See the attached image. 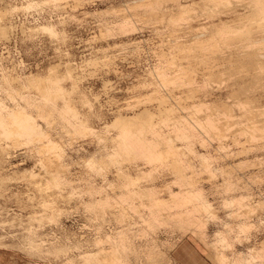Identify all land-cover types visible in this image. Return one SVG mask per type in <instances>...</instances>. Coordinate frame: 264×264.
I'll return each instance as SVG.
<instances>
[{
  "label": "rangeland",
  "instance_id": "1",
  "mask_svg": "<svg viewBox=\"0 0 264 264\" xmlns=\"http://www.w3.org/2000/svg\"><path fill=\"white\" fill-rule=\"evenodd\" d=\"M29 1L33 0H0V26L7 30L5 34L0 33V79L1 71L20 77L34 73L41 76H46L49 72L56 73L62 78V85L70 90L71 100L76 109L81 111L80 115L88 118L86 119L89 126L100 131H105L102 126L110 124L118 115L129 116L144 108L148 109L152 115L149 119H147L149 116H146L143 120L156 121L159 116H163L167 118L166 122L184 113L183 109L187 111L191 105H195L194 102L198 104L202 101L203 104H207L208 107L203 108L206 111L202 109L200 112L219 111L223 118H219L217 114L221 121L218 130L222 128L220 134L223 135L222 139L219 137L217 141L222 143L219 141L217 143L214 138L209 151L215 155L214 166L220 168L222 173L209 175L201 170L198 161L194 160L193 168H198V173L193 174V177L190 176L195 179L189 178L193 184L196 183L194 185L202 187L205 195L212 202L217 216L229 221L232 228L231 234L239 237L232 248L227 249L225 253L231 256L237 252H246L249 248L262 249V256L253 259L251 264H264V63L260 65L263 66L262 68H256V64L250 66V64L240 63L247 68L244 71L243 65H239L238 62L233 64V60L219 58L220 53L213 54L214 51L207 54L202 50L203 48L199 47V49L198 45L195 48L197 51L192 47L188 49L190 51L194 49L192 53L198 54L194 53L193 56H191L192 53L189 55L187 49L184 51V48H181L180 51L175 46L185 44V48H188L187 46L192 45V42L198 43L196 39L201 37L200 30L207 24L209 26L211 21H217L216 17L211 19L206 17V14L204 16L205 11L203 10L206 4L202 3V0H197V3L200 1L198 4L195 0L193 7L185 13L176 9L175 3L158 4L153 3L152 0L151 3H147L149 0H34L39 3L28 6L26 4ZM240 1L242 2L239 0L237 4L239 8ZM199 4L205 7H200ZM155 5H162V10H156V13ZM162 11L164 14H161ZM223 14L221 15L223 19H230L227 14ZM179 15L183 17L179 24H171L173 21L170 23L169 20ZM123 20H130L131 28H133L122 30L120 24ZM41 24H52L57 32L56 35L41 30L39 28ZM201 25H204L202 29H200ZM198 27V31H192ZM187 30L197 35L196 39L195 35L193 34L192 37ZM201 32L204 35L205 31ZM204 37L205 35L201 38ZM171 51H173L172 55L176 53L175 60L174 56L171 57ZM198 51L206 54L205 56L202 54L205 57L204 60L209 55L211 59L212 57L214 59L216 55L219 59L216 58L218 61L207 60V65L210 62L211 64L206 66L202 63L205 61H202V55H199ZM171 59L176 62L167 63L168 60L171 62ZM197 60H201L199 61L201 63ZM224 61H229L231 64ZM212 62H214L213 65ZM161 63L163 67H168L167 76L173 75L177 71L173 68H177L178 65L185 70L187 76L182 70L183 80L168 82L164 87H160L158 81L160 86L158 84L157 86L158 73L156 72L160 69L158 66ZM51 66L53 68L49 70ZM253 66L256 71L262 69L259 75L257 71L258 77L252 71V69L255 70ZM192 68L191 74L193 75L189 76L190 79L186 81V77L191 75L189 70ZM207 69L214 70L210 72ZM246 72L250 73V76L252 73L253 76L246 75ZM193 77L196 87L192 82V88L188 82L191 84ZM203 80H207L206 87L202 86ZM185 81L187 87L200 89H197L199 93L194 89L195 97L190 96L192 93L190 88L184 87ZM243 85H247L245 89L248 87L249 89H242ZM38 89L33 84L27 88L33 96H37ZM205 89L209 91L206 95L203 91ZM239 90H243L242 93L245 96L242 97ZM188 91L189 94H187ZM245 97L249 98V105H253V108L251 105L250 108L254 109V111L249 110V114L246 112V117L241 115L243 114L239 112L241 109H236L235 105L232 110L230 109L234 100L246 99ZM85 98L87 101L83 100ZM57 101L60 102V99ZM227 103L230 105L225 106L229 108L226 112L223 105ZM187 105H189L188 109ZM256 107L259 109L258 113ZM220 109L225 110V116L222 115L224 111L222 113ZM230 110L233 114H230ZM227 115L230 117L229 120ZM37 120L45 127L41 119L37 118ZM223 121H229L225 122V126L230 128L224 127L223 129ZM256 122L258 123L255 126L257 128L253 129L255 135L251 137L248 133L251 128L247 130L246 127L250 126L245 124L253 123L254 125ZM161 128L164 131H171L167 126ZM49 131L53 140L59 144L60 157L56 153L57 156L55 155L54 158L56 151H49V148L43 146L41 148L44 149H39L24 144H17L13 147L8 142L2 144L9 148L6 147L7 150L0 159V162L3 161L0 163V264H83L78 255L81 248L93 251L99 249L98 262H103L105 261L104 256L109 257L106 252L111 245L105 235L112 236L114 240L117 230L120 229H123L122 231L130 237L132 250L128 252V259L131 264H178L172 256V249L183 236L194 239L198 248L197 252L200 254L198 256L201 259L207 264H216V248L212 246L211 241L214 231L221 229L219 220L209 221L205 216L202 217L201 229L203 231L199 232L203 234L202 239L197 232L178 226L174 221L149 226L140 220L137 210L133 209L126 211L119 225V221L113 217L111 211L117 208L113 205L118 204L115 200L123 191L118 185L123 178L118 176L115 166L112 165L109 169L107 168L106 177L92 174L93 172H89L85 166L84 159L91 153H97V150L101 148L94 135L91 132L89 135L87 131L68 134L67 131L56 126L50 127ZM106 133L112 135L114 129L110 128ZM176 144L182 149L181 143ZM220 144L225 149L221 148ZM222 150H225V154ZM46 156L49 158L51 156L55 162L51 160L52 163L48 165L47 160L43 159V157L46 159ZM56 157L61 159L60 161L58 158V163H64L67 170L62 168L65 170L62 172L71 180V183L66 186L59 187V191L57 186L55 190L53 186L46 189V185L43 184L49 178L48 168L62 167H55L57 166ZM130 160L128 162L127 159L122 160L124 161L122 168L125 167L124 170L127 169L126 171L132 176L139 175V188L140 185H153L152 182H154L160 198L164 200H169L167 186L178 190L179 185L173 182L174 176L168 166L158 167L155 177L141 176L143 171L150 169V165L143 163L140 158L132 162ZM41 162L46 163L43 165H46L47 169ZM29 172L33 176L28 174ZM228 179L234 187L226 192L222 182ZM35 182L37 185L41 182V189L43 187L41 191L45 190L46 194L40 191L41 195L38 192L40 185L37 187ZM89 182L102 186L111 195L112 204L106 207L103 214L105 220H101L100 216H94L91 210L85 208L81 202L82 199L87 200L88 198L84 189ZM240 194L247 196L244 206L234 210L239 211L235 212V215L227 217V210L221 206L222 198L227 195L239 196ZM140 199L148 202L145 195L136 198V209L139 211L143 209L140 207ZM52 213L55 215L54 219L49 218ZM239 221L247 222L246 229L239 231L236 228V223ZM97 238H100V242L95 245L94 240ZM151 243L159 249L160 254L149 253ZM55 248H64V250L55 252Z\"/></svg>",
  "mask_w": 264,
  "mask_h": 264
},
{
  "label": "bare ground",
  "instance_id": "2",
  "mask_svg": "<svg viewBox=\"0 0 264 264\" xmlns=\"http://www.w3.org/2000/svg\"><path fill=\"white\" fill-rule=\"evenodd\" d=\"M152 1L153 3H158V4L175 3L177 5L176 9L178 8V10H180V12H183V13L188 12V10H190V8L193 7V3L195 2V0H192V1L189 0L191 2H188L187 0H152ZM200 1H198V3ZM232 1L233 0H202L201 2L202 3L205 2L206 7L204 5L203 6H201L200 4L199 5L200 7H205V10H203L204 8L203 9L201 8L203 12L205 11L204 16L206 14V17L208 18L210 17L211 19H213V17H216L215 19H217V21L216 22L211 21L209 26H207L208 24L205 26L203 25L204 27L202 25L200 26L201 27L200 29H202V27L203 29L200 30V33L199 32L198 33L199 35H201V37L205 35L204 38L200 37V39H198L199 37H197V35L193 33L195 35L194 36L195 39L197 37L196 40H198V43L192 42V45L187 46L188 48H185L186 47L185 44H176L175 46H177L179 50L181 48H184V51L185 49H187V51H189V55H191L190 53H192V51L197 47L196 45H198V48L199 47L203 48L202 50L207 52V54L208 53L210 54L213 51H214L213 54L218 55V53H220L219 58L223 57V59H226L229 61L233 60L232 61L233 64L235 62H238L239 65L250 64L251 66L252 64H256L258 66L255 65V67L260 68L261 67L260 65H262L261 63H264V0H245V2L244 0H242V2L240 1L241 3L239 2L241 5L240 8L237 5L239 0H236L237 2L234 0L235 4L233 3L234 1L233 2ZM37 3H39V1L33 0V1H29L28 4L26 5L33 6V5H36ZM147 3H151V0H149V2ZM188 3L190 4L192 3V4L190 5ZM196 3H197V0H196ZM162 5L164 6V4ZM162 5H157V6L155 5V8H157V9H154L155 12L156 10L160 11ZM162 12L163 13L161 12L160 13L164 14V11ZM149 13H151L150 10H149ZM221 13L222 14L225 13L223 15L227 14V16L230 17V19L227 16L225 17L228 19H223V17H221L222 15ZM176 18L175 16H174V19L170 18L171 19L169 20L170 23L173 21V23L171 24H179L180 19H182L183 17L182 16L180 17L179 15V17H176ZM131 26L132 24H130V20H123L122 23L120 24V28L124 31L131 28ZM39 28L45 32H48L51 35H56L57 33L52 24H41ZM197 29L199 30V27L194 28L192 31L193 32L195 30L198 31ZM203 30L206 33L205 34L203 32L204 35L201 34L202 33L201 31ZM6 31L7 30L5 27L0 26L1 34L7 33ZM188 31L189 33L191 32L190 30H187V32ZM193 34H192V37H193ZM252 34L253 35L255 34V35L253 36ZM190 47L194 49H192V51L188 50ZM202 50H200V52H202ZM195 51L197 50L195 49ZM172 52L173 51H171V55H172ZM194 53H192L191 56H193ZM173 54L175 55L176 53H173ZM196 54L197 53H195V55ZM200 54L202 55L203 53H199V55ZM174 55H172L171 57L173 58ZM203 55L205 56L206 54L204 53ZM203 55L201 57L202 61L204 60L203 58H205ZM216 56L214 58L215 60L212 57L214 61H216L217 60L216 58H218V56L217 57ZM208 57L204 60L205 62L207 60H212L210 57L208 59ZM175 58L176 57L174 56L173 59L175 60ZM174 60L171 59V62L168 60L167 63H173ZM199 61L201 60H197V62ZM229 61H224V62H229ZM205 62H202V63H204L206 66H209V64H211L210 62L207 65L208 61L206 63ZM213 63L214 62H212V65ZM240 63H243V64H240ZM239 65L238 67H240ZM244 66L245 65H243V68L242 67L241 68L244 69V71H246L247 68L245 67L246 68L245 69ZM158 67L160 69L158 70L154 69V70H157L156 73H158L157 74L158 80L156 81V85L158 84V81H159V84L161 86L159 84L158 85L160 87H164V85H167L168 82H171V81L177 82V80H180V79L183 80L182 78L184 76L183 74L186 73L185 70L181 69L182 67L178 65V67L176 66L177 68H173L177 71L173 75L167 76L168 67L167 66H166L167 68L163 67L162 63ZM211 67L213 68V66ZM253 67H251V69ZM52 68L53 66L49 67V70H51ZM256 68L255 70L252 69V71H254V75H257V71H258V75H259L260 74L259 72H261L262 69H259L260 71L257 69L256 71ZM240 69L239 71L242 70ZM182 70L184 72L183 74H181ZM211 70L213 71L214 69H211ZM211 70L209 71L211 72ZM189 72L191 74V72H193V68L190 69ZM247 73L248 72H246V75L250 74V73L249 74ZM192 75L193 74L188 75V77H186L187 79H185V77L184 79L187 81L190 79ZM251 75L253 76L252 73ZM185 76H187V73ZM257 77H254V78L257 79ZM206 78L208 79V77ZM61 79L62 78L54 72H49L46 76H41L40 74L34 73V74H28L26 76L20 77L17 75H12L7 72L1 71V79H0V159L4 156L3 153L5 150H7L6 147H8V146L4 147L2 145L3 142L10 143L12 147L17 144H20V145L24 144L28 146H35V148L37 147L40 149L43 146L45 148L46 147L49 148L50 149V150L48 149L49 151L51 150L52 152L53 150L56 151L54 152L55 154L53 153L54 155L51 154L53 155V157L56 155V153L59 156L60 155V151H58L59 144L53 140V138L51 137V133L49 131V128L52 126L60 127L62 130L67 131L68 134L84 133L85 131H87L88 133L91 132V134L94 135V138H96L97 140L96 142L99 143L101 148L99 147L100 149L97 150V153H91L89 154L87 158L84 159L87 170H89V172L92 171L93 172L92 174L95 173V175L99 174V175L105 176V174H107L106 171L112 165V166H115V169L118 172L117 173L118 176H121L123 178L120 184H118L123 189V191L118 194L117 200H115L118 204L113 205V206H117V208L111 211L113 217L119 221V225L122 223V219H123V216H125L126 211L133 209L135 211L137 210L138 215H140V220L147 223L149 226H155L156 223L163 224V223H169L171 221H174L175 224H177L178 226H182L190 230L192 229L193 232L195 233L197 232L198 236L202 239L203 234L199 232L203 231L201 229L202 224H203L202 217L205 216L206 220H209V221L219 220V223L221 225V229H216L214 231L212 241H211L212 246L216 248V253H215L216 264H251V261L253 259H255L256 257L262 256V249H254V248H249L246 252H237L236 254H233L231 256H228L225 253L227 249L232 248L235 240H238L239 237L238 235L231 234L232 228H231L229 221L227 219H220L217 216L212 202H210V200L207 198L202 187H199L198 185L197 186L194 185L196 183L193 184V181L190 179L193 177L192 176L193 174H196V172L198 173V168L197 169L193 168L195 166L194 160H197L198 161L197 163L199 164L200 169L206 171L209 175H215L217 172L222 173L220 168H217L214 166L213 158L215 155L211 154L209 151V146H211V142L212 140H214V138L216 141L217 139H220V138L222 139L223 134H220L221 133L220 130L222 128L220 127L221 129L218 130L219 123H221L217 115L220 113L219 111L217 112H215V110L211 111L212 115L211 113H209V111L205 113L204 111L206 110L203 108L208 107L207 104H203L204 102L202 103V101L199 102L198 104L194 102L193 104L195 105H191L190 108H189V105H187L188 107H186L187 109L193 108L192 110L188 109L187 111H185L182 108L184 113L178 114L176 117L173 118L172 121L166 122L167 118H164L163 116H159V118H157L156 121L155 120L154 121L143 120L145 119L146 116H149L147 118L149 119L152 115L148 109L144 108V110H141L140 112H136L129 116L118 115L117 117L114 118V120L110 124H104L102 126L105 131L95 130L93 127L87 124L88 118L86 117L87 118L86 119L80 115L81 111L79 112L78 109H76V107L74 106L71 100L72 98L70 96L71 95L70 90L68 89L69 90L68 91L62 85ZM193 79L194 77L191 78L192 81L190 80L191 84L188 82V84L192 88L195 85L193 82L194 81ZM249 79L251 80L252 78H249ZM186 81L184 82V84L186 83L184 87H187ZM206 81L207 80H203V84H202L203 87H206V84H205ZM192 82H193V86H192ZM195 83H196V80H195ZM32 84L35 85L37 88H39L38 89L39 92L37 96H33L32 94H30V91L27 90V88ZM246 86L243 85V87L241 88L245 89ZM187 88H190V87L188 86ZM194 89L196 90L195 92L200 90L198 88H197L198 90L196 88ZM194 89H191V91L189 90L190 92H192L190 96L195 97L196 94L194 92ZM247 89H249V87ZM189 91L187 92V94H189ZM203 91L206 92V93L204 92L205 95L209 92V91L207 92L206 89ZM242 91H240V93H242ZM210 92L212 93V91ZM247 94L249 95L250 93L248 92ZM243 95L245 96V94L242 93V97ZM247 97L245 98L247 99ZM58 99H60V102L57 101ZM243 99L244 98L242 99L238 98L234 100V103L231 104L230 109L232 110V107L235 105L236 109L240 108L241 110H239V112L244 114V115L243 114L241 115L246 117L245 113L246 112L248 113V111L253 108V105L250 104L252 106V108H250L249 101H248L249 98L247 100L246 99L243 100ZM83 100L87 101L86 98ZM229 105L227 103L226 105L224 104L223 106L225 108V106L229 107ZM202 109L204 110L203 111L204 113L200 112L202 111ZM226 109L227 108H225V110ZM256 109L258 113L259 109L257 107ZM218 110H219V107H218ZM221 110L222 109H220V111ZM225 110H223L224 113L223 111H221L223 113L222 115L225 114ZM252 110L254 111V109ZM213 112L215 113V115H213L214 114ZM202 113L206 115L204 116ZM200 114H202V116ZM230 114H233V112L231 111ZM230 114L229 116L231 117ZM227 116H226V120L229 117ZM221 117L223 118V116L219 114V118ZM230 117L228 118V120L230 119ZM37 118L41 119L44 122L45 127L37 120ZM232 121H234V119ZM223 122H222V125L223 124L224 125L222 126L220 124V126H222L224 129V127H226L225 126L226 121L224 123ZM257 124H258L257 122L254 125L253 123L245 124L246 126H250L249 128L245 126L247 130L251 128V130L248 132L251 137L255 135V133L253 132L255 130L254 128H257L255 127ZM162 126H167L168 128L171 129V131L162 130L161 128ZM110 128L114 129V133L112 135H109L106 133V131ZM177 142L182 144V149L181 147L177 146L176 144ZM219 143H222V142L219 141ZM216 146L218 149L219 148L218 145ZM220 147L223 148V145H221ZM41 149H44V148H41ZM222 151H224V154H225V150H222ZM222 151L221 153H223ZM221 156H224V155L221 154ZM46 157H47L46 159L45 157H43V159L45 161L47 160L46 163L48 162V165H50V163H52V161L54 160L51 156L50 158L48 156ZM58 158L56 157L57 166L55 167H60V166L62 167L61 168L54 167L55 169L48 168V171L50 170L48 174L49 178L48 179L46 178L47 180L44 181L43 183L46 185V189L49 188V186L50 188H52L51 186H53V189L55 190L57 186L58 187L57 190L59 191V187L66 186V184L71 183V180L68 179L69 177L67 178V176H65L63 173L65 170H62V168L66 169L64 163L62 162L58 163L57 161ZM136 158H140L143 163L150 165V169L147 171H143L141 176H149V177L154 176L155 177L156 175L155 172H157L156 170L158 169V167H162V166L169 167V169L171 170V173H173V176H174L173 182L176 185H179L178 190H173L171 187L167 186L166 190H168L167 194L169 196V200H164L160 198L158 194V188L154 185V182H152L153 185L151 184L145 185V186L140 185V188H139L138 186L139 175L132 176L128 171H126L127 169L124 170L125 167L122 168L123 166L122 162H124L122 160L127 159V162H128V160L132 159L133 161ZM43 159L42 161H44ZM59 160L61 161L60 158ZM46 163L44 162L42 163V165ZM43 166L44 168H46L45 167L46 165H43ZM52 166L53 165H51V167ZM28 174H30V172ZM30 175L33 176V174H30ZM34 176L36 177L35 174ZM192 179H195V178H192ZM40 183H39L40 186L37 185V187L39 186L38 192L43 190V187L41 189ZM222 183H223L224 191L226 192H228L232 187H234L232 185V182H230L229 179L224 180ZM69 186H71V184ZM54 190L51 192H54ZM84 190H85L84 193L88 195V198L87 200L85 199L81 200L83 206L87 208L88 210H91L94 216H100L101 220H105L103 219L104 218L103 214L105 212V209L107 206H110L112 204L111 195L109 194V192L104 190L102 186L101 187L100 185L96 186V184L94 185L91 182H89L88 186ZM47 191L48 190H46V192ZM44 193H45V190L42 194ZM142 195H145L148 198V202H143V200L140 199V207H142L143 209H140L139 211L138 209H136V205H137L136 198L141 197ZM245 197L247 196L240 194L239 196L227 195L222 198L221 206L225 208V210H227L226 212L227 217H230L233 214L235 215V212L237 211H234V210H237L238 207L240 209L241 208L240 206L242 205L244 206ZM44 205L48 206L45 203ZM49 218L54 219L55 218L54 213H52L49 216ZM247 226L248 224L245 221H239L236 223V228L239 231L246 229ZM122 230L123 229L117 230V235L114 237V240L112 239V236L108 234L105 235V238L110 240L111 242L110 248L106 252V254L109 255V257L106 258L104 256L105 261L98 262V255L100 253L99 249L93 251V250H89L86 248H81L78 252V255L81 258L82 263L83 264H131V262L128 259V252L129 250H132L131 244H130L131 242L130 237ZM94 241H95V245H98V242H100V238H97ZM61 250H64V248L54 249L55 252L61 251ZM158 250L159 249L156 248L151 243V245L149 246V253L160 254Z\"/></svg>",
  "mask_w": 264,
  "mask_h": 264
},
{
  "label": "crops",
  "instance_id": "3",
  "mask_svg": "<svg viewBox=\"0 0 264 264\" xmlns=\"http://www.w3.org/2000/svg\"><path fill=\"white\" fill-rule=\"evenodd\" d=\"M196 242L192 237L183 236L172 249V256L178 264H207L197 252ZM199 255V256H198Z\"/></svg>",
  "mask_w": 264,
  "mask_h": 264
}]
</instances>
